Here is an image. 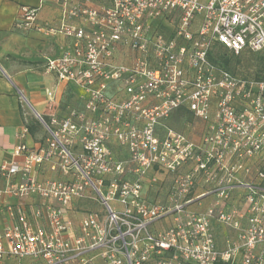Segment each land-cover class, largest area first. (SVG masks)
<instances>
[{
	"label": "built area",
	"instance_id": "2783aa9c",
	"mask_svg": "<svg viewBox=\"0 0 264 264\" xmlns=\"http://www.w3.org/2000/svg\"><path fill=\"white\" fill-rule=\"evenodd\" d=\"M44 1L57 24L21 5L15 26L70 40L46 67L82 90L84 110L39 117L45 147L18 144L0 163V264H264V80L209 58L215 43L264 49V0ZM178 110L200 123L197 139L169 122ZM44 163L60 177L38 179ZM31 197L43 203L28 211ZM86 197L99 209L73 219Z\"/></svg>",
	"mask_w": 264,
	"mask_h": 264
},
{
	"label": "crops",
	"instance_id": "0c3cea01",
	"mask_svg": "<svg viewBox=\"0 0 264 264\" xmlns=\"http://www.w3.org/2000/svg\"><path fill=\"white\" fill-rule=\"evenodd\" d=\"M21 5L38 7L39 23L55 25L60 17L59 8L50 1L0 0V163L15 159L12 151L18 144L25 143L31 150L45 147L49 135L39 117L46 119L47 122L52 117L57 120L69 117L72 111L84 110L86 98L77 85L59 81L55 73L46 67L47 59L60 56L69 46L70 40L60 34L46 36L33 30L16 27L15 22ZM49 92L51 96H48ZM116 92L118 86L111 85L108 93ZM118 93L121 94L120 91ZM21 98L32 110L35 120L24 117ZM172 120H169L171 124ZM195 121L194 118L192 121H184L185 128L182 131L197 139L201 125L198 121L195 124ZM24 128L26 132H23ZM108 148L119 158L127 154L124 147L114 140L108 144ZM72 150L80 151L79 145L75 143ZM36 177L48 179L58 178L60 175L49 163H44L38 169ZM144 194L151 199L158 192L150 189L145 190ZM209 201V197L202 199L201 208L209 204ZM16 202V199H7L8 204ZM22 202L28 211L43 203L42 199L34 197L25 198ZM192 208L197 207L192 206ZM70 209L71 217L76 220L83 211L98 210L99 206L86 197L74 202ZM5 220L4 214L1 213L0 230ZM214 232L219 242L226 235V230L216 223ZM2 264H16V260L13 257H6ZM25 264H35V262L26 259Z\"/></svg>",
	"mask_w": 264,
	"mask_h": 264
},
{
	"label": "rangeland",
	"instance_id": "374dc122",
	"mask_svg": "<svg viewBox=\"0 0 264 264\" xmlns=\"http://www.w3.org/2000/svg\"><path fill=\"white\" fill-rule=\"evenodd\" d=\"M222 51H216V57L219 55L218 53H221ZM214 53V52H213ZM10 59V57H9ZM229 69L235 71L236 73L240 75H250L254 78H264V54H249L246 56H241L240 58L236 57H230V63L228 65ZM21 105H22V111L24 114V117L28 120H35L36 117L33 114L32 110L29 109L28 105L26 104V101L21 98ZM184 116L181 119H177L173 121L172 125L178 129L182 130L185 128L184 125ZM196 124V121H195ZM164 221H169V218H165L164 220L160 221V223H157L156 226H159L161 224V227H165Z\"/></svg>",
	"mask_w": 264,
	"mask_h": 264
},
{
	"label": "trees",
	"instance_id": "16d2710c",
	"mask_svg": "<svg viewBox=\"0 0 264 264\" xmlns=\"http://www.w3.org/2000/svg\"><path fill=\"white\" fill-rule=\"evenodd\" d=\"M216 51H222L221 53H218L219 55H217L216 57ZM214 52V53H213ZM260 54V55H263L264 54V49L260 52H250V51H247V50H244L242 51L241 53L239 54H234L232 51L228 50L227 48L219 45V44H214L211 48V50L209 51V58L210 60L215 63L216 65L224 68V69H227L228 71H230L231 73L235 74V75H238V76H241V77H244V78H251V79H255V80H264V78H254L250 75H240L238 73H236L235 71L229 69L228 65L230 63V57H236V58H240L241 56H246V55H249V54ZM184 116V121H192V115L190 114V112L186 111V110H178L176 111L173 116L171 117V119H173L172 121H175L177 119H181L182 117ZM44 119V118H43ZM45 122L46 119H44Z\"/></svg>",
	"mask_w": 264,
	"mask_h": 264
},
{
	"label": "water",
	"instance_id": "95a60500",
	"mask_svg": "<svg viewBox=\"0 0 264 264\" xmlns=\"http://www.w3.org/2000/svg\"><path fill=\"white\" fill-rule=\"evenodd\" d=\"M35 114H36L37 117H39L37 113H35Z\"/></svg>",
	"mask_w": 264,
	"mask_h": 264
}]
</instances>
